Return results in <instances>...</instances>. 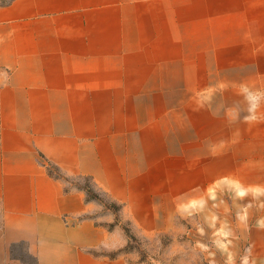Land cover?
Here are the masks:
<instances>
[{
	"label": "crops",
	"instance_id": "0c3cea01",
	"mask_svg": "<svg viewBox=\"0 0 264 264\" xmlns=\"http://www.w3.org/2000/svg\"><path fill=\"white\" fill-rule=\"evenodd\" d=\"M142 21L198 38L194 56L174 39L133 51ZM51 167L130 209L144 179L172 182L161 197L173 204L213 187L264 195V0L0 6V264H116L94 253L109 242L84 218L97 206Z\"/></svg>",
	"mask_w": 264,
	"mask_h": 264
},
{
	"label": "rangeland",
	"instance_id": "374dc122",
	"mask_svg": "<svg viewBox=\"0 0 264 264\" xmlns=\"http://www.w3.org/2000/svg\"><path fill=\"white\" fill-rule=\"evenodd\" d=\"M12 0H0V6ZM133 51L151 50L171 39L179 43L180 59H188L190 36L156 35L168 22H132ZM181 30L182 22H180ZM128 38H100L101 48L123 46ZM114 41V42H113ZM148 51V52H149ZM138 76V70H133ZM118 117V116H117ZM67 188L82 190L97 210L84 216L103 226L109 236L107 245L94 253L116 264H264V248L253 244L264 240V195H239L227 187H213L210 195L191 202L173 204L161 197L172 182L144 179L134 182L130 207L109 196L87 177H66L51 167ZM164 185V188L162 187ZM166 185V186H165Z\"/></svg>",
	"mask_w": 264,
	"mask_h": 264
}]
</instances>
